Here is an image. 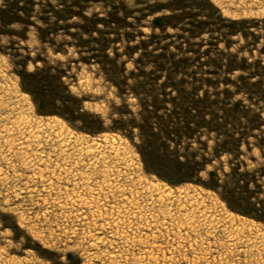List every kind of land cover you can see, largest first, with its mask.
Masks as SVG:
<instances>
[{"label":"rangeland","instance_id":"374dc122","mask_svg":"<svg viewBox=\"0 0 264 264\" xmlns=\"http://www.w3.org/2000/svg\"><path fill=\"white\" fill-rule=\"evenodd\" d=\"M0 41V264H264V0H4ZM177 95L215 187L139 139Z\"/></svg>","mask_w":264,"mask_h":264},{"label":"snow or ice","instance_id":"6c2138e0","mask_svg":"<svg viewBox=\"0 0 264 264\" xmlns=\"http://www.w3.org/2000/svg\"><path fill=\"white\" fill-rule=\"evenodd\" d=\"M3 4L4 0H0V5ZM7 45V41H0V55L8 54L9 48ZM20 75L23 77L25 90L28 91L29 82L35 79V72L32 69L25 68V70L22 71ZM250 87L253 91L250 92L248 98L240 99L237 107L241 109L239 115L242 116L245 121H247V123L243 125V127L249 129L247 134L252 135L251 128L253 127L256 128L257 132H260V135L254 137V141L255 147L259 149L257 159L264 161V132H261V124H264V120L259 119V115L261 113H264V107L259 106L262 102H264V88H262L258 93L259 100L256 101L252 100L251 97L253 95H257L255 89L260 88V85L253 84ZM133 91H135L134 87ZM169 95H172V93H169ZM179 100L180 96L177 95L176 99L172 101V104L176 107L170 106L169 108H165L163 114L158 117L154 124L148 123L146 126L137 125V127H139L141 130L139 139L141 140V142H143L146 138L151 137L152 140L162 143L163 151L159 152L157 156V165L166 174L182 175L187 177L193 183L204 184L205 187H215L212 179L215 173L205 167V162L199 155L202 151H206L207 148L206 143H201V138L204 137L205 134L202 131L199 132L197 134L196 142L193 143L190 139H188V137L192 135V133L177 131L176 129L180 128L179 123L176 122L175 124H173V122L171 121L169 113L178 111L179 104L177 102ZM113 111L119 113L122 111V109L114 104ZM109 118L110 120H112L111 113L109 114ZM237 120L239 122V117L237 118ZM114 124L116 126L122 127V117H116ZM108 130L112 131L115 130V128H109ZM193 132H195V129L193 130ZM181 135L185 136L183 144H181L180 140ZM207 139H212L214 144L216 145L217 156H220L221 150L225 152L230 151V149L227 148V141L218 142V134L215 138L209 136L207 137ZM224 159L229 158L224 157ZM207 163L211 164L212 160H208ZM221 169L223 170V165H221ZM157 175H160V172H157ZM165 178H167V176H161V179ZM180 182L181 181L177 180L175 183ZM169 183H172V181L169 180ZM173 187H175V184H173ZM260 190L264 191V189ZM225 195L226 194L222 192L221 198H224ZM3 219L10 220L11 218L5 216L3 217ZM14 223L15 221L12 220V225H14ZM4 226V224H0V228ZM67 259L72 260V257L68 256ZM76 264H78V262H76Z\"/></svg>","mask_w":264,"mask_h":264},{"label":"bare ground","instance_id":"6f19581e","mask_svg":"<svg viewBox=\"0 0 264 264\" xmlns=\"http://www.w3.org/2000/svg\"><path fill=\"white\" fill-rule=\"evenodd\" d=\"M115 264V263H114Z\"/></svg>","mask_w":264,"mask_h":264}]
</instances>
